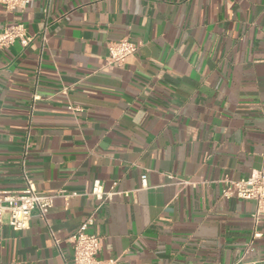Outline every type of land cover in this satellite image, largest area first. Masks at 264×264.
<instances>
[{"label": "crops", "instance_id": "crops-1", "mask_svg": "<svg viewBox=\"0 0 264 264\" xmlns=\"http://www.w3.org/2000/svg\"><path fill=\"white\" fill-rule=\"evenodd\" d=\"M17 22L30 41L0 51V191L26 177L39 194L77 195L23 230L3 213L0 264L71 262L95 179L119 192L87 229L98 258L261 264L264 215L222 197L220 179L264 165V0L0 4V32ZM123 37L137 50L108 65L107 42Z\"/></svg>", "mask_w": 264, "mask_h": 264}, {"label": "built area", "instance_id": "built-area-1", "mask_svg": "<svg viewBox=\"0 0 264 264\" xmlns=\"http://www.w3.org/2000/svg\"><path fill=\"white\" fill-rule=\"evenodd\" d=\"M29 0H0V4L7 11L21 9L25 7ZM15 40H19L22 46H26L30 37L26 33L24 23L17 22L4 26L0 32V51L9 47ZM108 65L122 63L125 58L137 50V45L123 37L118 40L108 41L107 44ZM36 99L37 97L34 96ZM27 185L25 188L18 191V193H11L10 191H0V222L3 213L8 214V224L15 230L26 229L29 225V219L33 211L39 212L44 218L53 205V200L56 196L68 198L77 195L71 194H49L43 195L36 192L35 187L29 179L25 177ZM220 181L223 184L221 189V196L224 198H240L252 200L256 203V210L253 218L257 221L259 216L264 215V165L253 170L247 177L240 179H231L224 176ZM142 185L146 184V175L141 176ZM182 181L181 183H185ZM118 191H104L102 182L95 179L92 183L90 194L97 200V205L86 217V219L79 225L76 231L69 237L72 242V260L66 264H114L113 260H102L98 258V253L102 244V236L88 232L87 229L94 223L98 209L105 201ZM258 236V232L253 233ZM57 243L58 240L55 239ZM264 264V258L261 260Z\"/></svg>", "mask_w": 264, "mask_h": 264}]
</instances>
